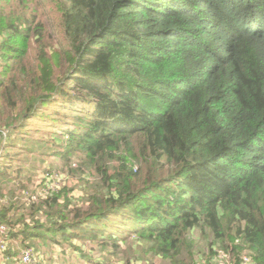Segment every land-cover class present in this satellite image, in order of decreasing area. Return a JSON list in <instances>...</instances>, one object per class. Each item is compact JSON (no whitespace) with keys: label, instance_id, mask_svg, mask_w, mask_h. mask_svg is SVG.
I'll return each instance as SVG.
<instances>
[{"label":"trees","instance_id":"trees-1","mask_svg":"<svg viewBox=\"0 0 264 264\" xmlns=\"http://www.w3.org/2000/svg\"><path fill=\"white\" fill-rule=\"evenodd\" d=\"M13 1L0 0L1 158L53 105L47 121L57 127L64 109L57 137L69 136L57 156H86L106 186L86 189V201L51 190L32 205L34 221L24 219L35 204L27 189L6 197L7 237L83 253L140 234L155 255L186 264L197 229L236 264L243 252L264 264V0H57L59 44L39 13H7ZM31 46L37 69L23 62ZM15 160L0 161V184L15 180Z\"/></svg>","mask_w":264,"mask_h":264},{"label":"rangeland","instance_id":"rangeland-1","mask_svg":"<svg viewBox=\"0 0 264 264\" xmlns=\"http://www.w3.org/2000/svg\"><path fill=\"white\" fill-rule=\"evenodd\" d=\"M56 1L57 0H15L12 3L5 2L2 6L9 14L11 12L19 15H30L33 12L39 13V16L43 19V23H46L48 28L52 30L51 32L54 33L59 44L63 36L57 25L61 19L59 12L57 13L55 8ZM23 62L28 68L37 69L39 63L38 54L34 53L33 48L30 50L29 54H27ZM19 68H21V66ZM66 69V63L63 61L57 72L64 75ZM13 71L14 68L7 76V83L20 75L18 72L14 74ZM31 74L33 75L32 72ZM19 78L21 82L25 80L21 77ZM0 96L2 97H0V105H3L4 97L2 91H0ZM27 98H29L28 93L24 96V99ZM52 110H54L53 105L43 108L39 111L40 114L45 111L43 117H37L32 120L30 125L24 127L26 129L25 133H21L20 135H17V132L13 133V147H8V142L6 141L7 143H5V138L3 141V143H5L3 153L8 152L11 154V157L6 158L2 156L1 158L0 155V161L3 162V165H6L13 160L15 156L16 160L13 163V176L15 180L4 185L0 184V201L5 200L6 197L10 198L12 194L18 197L22 194L23 189H27L28 193L26 196H29L35 204H31L26 208H23L19 203L17 204L23 208L25 220H35L36 213L31 212L32 205H38V199H36L35 196L45 199L51 190L58 192L67 189L69 194L75 196L74 198H80V201H86L88 199V196L85 195L86 189H103L106 186L104 181L101 180L96 166L85 165L87 162L86 156L75 152L72 159L67 162H64L57 156L59 145L61 146L64 142L67 143L69 136L65 135L61 139L57 137L61 132H64L61 129L67 128L64 126V120L62 119V112L65 110L60 109L62 111L60 113L61 116H53L61 120L57 127H54V123L47 121L51 118L49 116L55 114ZM2 111L3 108L0 106V120L3 121L2 126H4L6 123L4 122L5 118H2ZM4 133L5 136H7V131ZM115 166H118V164L111 161L109 165L107 163L106 168L103 169L110 173ZM79 203L80 206L83 205V203ZM38 216L43 221L47 220L46 215L41 210H39ZM204 233L207 234V236L202 235L201 231L196 229L189 240L194 244L192 252L195 255L194 259L197 264H236V259L231 255L233 252L231 248L227 251L225 248H222L219 243H216L213 245L214 250H210L211 248L209 245L210 241L213 240L212 236L208 237V235H211L209 231H204ZM104 238L105 239H102V243H92L88 246L89 249L85 247L83 253L78 252L76 248L71 247L67 242L52 244L51 241L42 242L41 239L30 238L27 244H30L29 246L31 247L29 248H33L34 254L38 260L45 264H172L170 259L155 255L151 248L154 246L153 242H147L145 237H141L140 234L132 235L128 238L126 237V242L120 245L118 249H115L113 239ZM17 242L19 241L16 240V242L14 241L11 243V248L7 251L10 256L16 258V260L14 259V263H20L19 254L15 252V249H22V245H24ZM149 249H151V251ZM190 254L191 253L187 251H183L179 259L183 260L186 264H194V259L191 260ZM90 255H92V258L88 261L86 257ZM241 258L242 264L251 263L250 254L248 252H243Z\"/></svg>","mask_w":264,"mask_h":264},{"label":"built area","instance_id":"built-area-1","mask_svg":"<svg viewBox=\"0 0 264 264\" xmlns=\"http://www.w3.org/2000/svg\"><path fill=\"white\" fill-rule=\"evenodd\" d=\"M35 198L37 199L36 196H35ZM8 233H9L8 225L0 222V254L2 252H7L9 250L10 244L14 242V241H11L7 237ZM17 243H19V242H17ZM18 254H19V261L21 264H45V263H42L41 261L38 260V258L34 254V250L29 248V247H22V249H19ZM7 255H9V254H7ZM7 258L8 259L12 258L13 263H14V259L16 260V258H14L12 256L6 257V254H5V255H0V263L1 262L4 263Z\"/></svg>","mask_w":264,"mask_h":264},{"label":"crops","instance_id":"crops-1","mask_svg":"<svg viewBox=\"0 0 264 264\" xmlns=\"http://www.w3.org/2000/svg\"><path fill=\"white\" fill-rule=\"evenodd\" d=\"M8 206H7V204H6V200H2V201H0V212L4 209V208H7ZM10 255H6V257H9ZM0 264H14L13 263V259L12 258H10V259H6L5 260V262L4 263H0Z\"/></svg>","mask_w":264,"mask_h":264}]
</instances>
